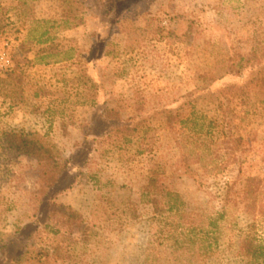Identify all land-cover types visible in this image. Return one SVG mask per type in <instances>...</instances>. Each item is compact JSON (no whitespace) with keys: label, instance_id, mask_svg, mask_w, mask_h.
<instances>
[{"label":"rangeland","instance_id":"rangeland-1","mask_svg":"<svg viewBox=\"0 0 264 264\" xmlns=\"http://www.w3.org/2000/svg\"><path fill=\"white\" fill-rule=\"evenodd\" d=\"M263 96L264 0H0V264L35 231L21 264H248L264 221L218 214L264 180ZM15 114L47 128L49 190L3 146Z\"/></svg>","mask_w":264,"mask_h":264},{"label":"trees","instance_id":"trees-1","mask_svg":"<svg viewBox=\"0 0 264 264\" xmlns=\"http://www.w3.org/2000/svg\"><path fill=\"white\" fill-rule=\"evenodd\" d=\"M3 146L9 151L37 160L46 189L49 190L58 184L63 173V167L52 145L46 140V136H43L37 131H8L3 135ZM223 199L225 205L223 211L218 214L220 219L233 216L234 210L237 209L236 204L240 199H243L251 202L255 211L257 210L258 212V217L264 221V180L250 178L243 191L237 194L233 192V187L229 185L228 192ZM173 203L177 206L176 200ZM53 213L59 215L63 221L65 220L70 224L84 222L83 215L71 206L56 204ZM215 222L216 220L212 218L210 225L212 227L216 226ZM245 235L242 242V249L249 258L248 264H264V238L258 236L252 230L248 231ZM39 238L37 231L31 233L24 243L22 254L15 257L11 264H21L24 257L31 254L34 250H37L38 247H41V243L38 242ZM39 252L44 253V248H40Z\"/></svg>","mask_w":264,"mask_h":264},{"label":"crops","instance_id":"crops-1","mask_svg":"<svg viewBox=\"0 0 264 264\" xmlns=\"http://www.w3.org/2000/svg\"><path fill=\"white\" fill-rule=\"evenodd\" d=\"M36 113L37 114H40L41 112L40 111H37ZM88 115H89L90 119L88 121H86V122L84 120H82L81 123L82 124L83 123H86L87 125H89L90 128H93L95 126L96 121L98 119H104V110H100L97 107L96 108L95 107H92L91 109H89ZM43 116H44V113L43 114H40L38 118L41 119V118H43ZM23 117H26V119H29L30 118V116L28 114L27 115H24ZM23 117L19 120V116L15 114L14 117H13V119L14 118L15 119L12 120V123H10V125H12V127H15V122H16V123H18L17 124V128H22V130H21L22 132H29L30 130L31 131H38L43 136H46V135L48 136L49 133L47 132V128L45 130L44 125L42 123H41L40 126L43 127L42 129H44L43 131H45V133L47 132L46 134L43 133V131L40 130L38 128V126H35V125H34V127H36V130H35V128L34 129L33 128L32 129H29L28 127H31V124L28 121H24L23 120ZM1 127L4 128V129H8L9 126H1ZM84 134L85 133H83L82 136H84ZM66 140H68V135L66 136Z\"/></svg>","mask_w":264,"mask_h":264}]
</instances>
